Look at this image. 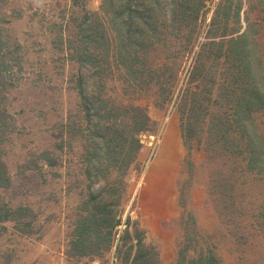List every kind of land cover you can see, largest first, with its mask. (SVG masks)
<instances>
[{"label": "rangeland", "instance_id": "1", "mask_svg": "<svg viewBox=\"0 0 264 264\" xmlns=\"http://www.w3.org/2000/svg\"><path fill=\"white\" fill-rule=\"evenodd\" d=\"M172 3L0 0V264H264V0Z\"/></svg>", "mask_w": 264, "mask_h": 264}, {"label": "trees", "instance_id": "2", "mask_svg": "<svg viewBox=\"0 0 264 264\" xmlns=\"http://www.w3.org/2000/svg\"><path fill=\"white\" fill-rule=\"evenodd\" d=\"M202 1L203 0H198L199 3L200 2L202 3ZM172 2H173L172 3V9H171L172 20L173 21L179 20L180 24H181V22H187L185 19H187L188 17H190L192 15L191 13H188V11H187L188 8H191V5L189 4L191 2V0H172ZM198 8H199L198 6H195V8L191 9V12L192 11H194V13L198 12ZM128 11H132L130 6L128 7ZM132 18L133 17H131V14H128L127 19L125 20V25L128 28L130 35L133 36V33L135 34V31H131V26H132V22H133ZM244 36H245V31L238 33L237 35H234L233 37H231L229 39V43H232L233 41L234 42L241 41V39H243ZM224 42H225V39L221 38L218 40H211L210 44H212V45L213 44H215V45L219 44L220 45ZM197 67H198V65H196V68ZM251 70H252V67L250 66L248 68V71L251 73ZM246 72L247 71L244 69L242 70L241 68H237V72L235 73L236 78L233 79V83L245 82L246 79H244V74ZM262 74L264 75V73H262ZM254 84L255 83L253 81H251V85H249V86L238 85V88H240L241 90L238 92L239 94L234 98L232 97V94L234 92L233 91L234 87L231 88L230 90L228 89V91L225 93V95L229 98L228 99L229 102H231V101L236 102V103H234L237 105L235 110H234V112L236 114L244 113V114H246L247 118H250V116L252 114H254L253 111L257 112V111L262 109V107L264 105V87H261V90H262V92H261L260 89L258 88V86L254 85ZM194 98H197V100H199L200 97L198 96V93L194 96ZM201 106H202V102H200V101H194L193 102V110L201 108ZM252 120L254 123H257L255 117H253ZM0 175H1V172H0ZM3 179L8 180V178H3ZM2 184H4V182L0 181V186ZM27 209L28 208L23 207L22 210H27ZM9 211L10 210L8 208L4 209L0 205V218L7 217ZM95 214H96V212H95ZM95 214L93 213L92 215H95ZM86 221H89V220H85V222ZM89 224H91V223L89 222ZM25 226L29 227L30 223L25 221ZM84 232H85V230H84ZM87 238H90V237H87ZM87 241H84V244H85L84 246H88L90 244L89 241H91V238L87 239ZM84 250H86L85 247H84ZM178 264H185V263L183 261H181V259H180ZM203 264H212L211 258L204 261Z\"/></svg>", "mask_w": 264, "mask_h": 264}]
</instances>
